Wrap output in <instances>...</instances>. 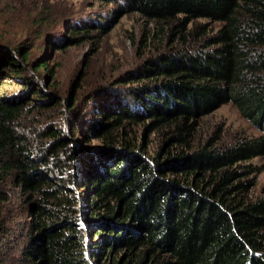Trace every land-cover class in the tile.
Wrapping results in <instances>:
<instances>
[{"label":"trees","instance_id":"16d2710c","mask_svg":"<svg viewBox=\"0 0 264 264\" xmlns=\"http://www.w3.org/2000/svg\"><path fill=\"white\" fill-rule=\"evenodd\" d=\"M99 1L174 33L222 26L83 96L53 90L46 53L0 38V255L19 195L18 264H264V197L247 194L264 170L249 163L264 157V0ZM95 24L72 25L68 45ZM226 103L262 133L196 148Z\"/></svg>","mask_w":264,"mask_h":264},{"label":"rangeland","instance_id":"374dc122","mask_svg":"<svg viewBox=\"0 0 264 264\" xmlns=\"http://www.w3.org/2000/svg\"><path fill=\"white\" fill-rule=\"evenodd\" d=\"M120 9V4L99 0H0V38L14 44L25 42L31 48L32 59L46 53L50 66L55 70L53 90L63 96L74 90L83 96L100 84H110L137 69L147 58L182 48L185 45L181 34H187L190 44L200 45L222 26V23L209 19H198L180 34L170 29L175 22L158 24L138 12L120 13ZM80 21L98 23L103 27H92L88 35L82 33L80 35L85 37L68 45L72 37L71 26ZM197 25L205 26L204 33L198 36L189 34ZM52 41L60 45L55 48L50 44ZM122 86L125 85L119 87ZM261 133L235 105L226 103L201 119L194 144L197 148L218 135L219 144L229 145L241 137ZM159 137H152V151L159 147ZM249 163L264 166V157H256ZM247 194L252 199L264 197V170L258 174L256 185ZM13 202V236L9 247L0 255V264H18L16 256L28 222L21 197L16 195Z\"/></svg>","mask_w":264,"mask_h":264}]
</instances>
